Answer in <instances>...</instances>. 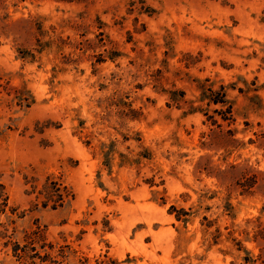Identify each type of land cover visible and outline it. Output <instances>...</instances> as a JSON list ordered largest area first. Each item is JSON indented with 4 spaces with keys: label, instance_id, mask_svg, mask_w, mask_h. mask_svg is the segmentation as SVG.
I'll use <instances>...</instances> for the list:
<instances>
[{
    "label": "rangeland",
    "instance_id": "374dc122",
    "mask_svg": "<svg viewBox=\"0 0 264 264\" xmlns=\"http://www.w3.org/2000/svg\"><path fill=\"white\" fill-rule=\"evenodd\" d=\"M0 264H264V0H0Z\"/></svg>",
    "mask_w": 264,
    "mask_h": 264
},
{
    "label": "trees",
    "instance_id": "16d2710c",
    "mask_svg": "<svg viewBox=\"0 0 264 264\" xmlns=\"http://www.w3.org/2000/svg\"><path fill=\"white\" fill-rule=\"evenodd\" d=\"M204 96L206 98H209L210 101H212L213 103L215 104H223V105H228V100H227V94H226V90H225V87L224 86H221L220 90H213V89H210V92L208 93L207 91L204 92ZM217 112H219L218 110H216ZM227 113H231L232 112V105H229V107L223 111L221 110L220 112H226ZM223 119L224 120H227L228 117L227 115H223ZM46 189V197L48 198V201L49 200H53V197L55 195H57L58 197V200L56 202H59L60 205H63L66 197H67V190H61V189H54V190H50L48 187L45 188ZM57 190V193H53V191H56ZM47 204V203H46ZM54 207L56 208L57 205L55 204Z\"/></svg>",
    "mask_w": 264,
    "mask_h": 264
}]
</instances>
